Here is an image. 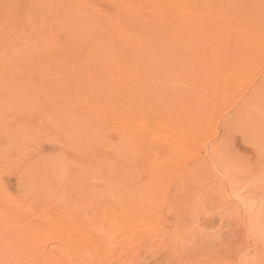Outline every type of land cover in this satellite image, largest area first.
<instances>
[{
  "label": "bare ground",
  "instance_id": "bare-ground-1",
  "mask_svg": "<svg viewBox=\"0 0 264 264\" xmlns=\"http://www.w3.org/2000/svg\"><path fill=\"white\" fill-rule=\"evenodd\" d=\"M262 40L264 0H0V110L12 134L0 175L21 188L0 190V204L10 207L0 251L17 263L45 264L48 242L81 246L83 230L69 231L57 213L72 195L63 189L86 183L84 160L75 155L115 154L130 138L139 145L145 119L151 132L166 126L172 139L184 131L181 141L192 143L199 128L190 124L205 120L229 58L239 55L232 46ZM165 88L171 93L162 100ZM47 145L54 146L49 153ZM30 195L35 200L26 205ZM45 202L47 209L36 206ZM124 217L137 219L130 211Z\"/></svg>",
  "mask_w": 264,
  "mask_h": 264
},
{
  "label": "rangeland",
  "instance_id": "rangeland-1",
  "mask_svg": "<svg viewBox=\"0 0 264 264\" xmlns=\"http://www.w3.org/2000/svg\"><path fill=\"white\" fill-rule=\"evenodd\" d=\"M235 49L239 55L229 58L221 95L199 126L190 124L199 128L192 143L181 141L184 131L172 139L166 126L151 132L145 119L136 136L139 145L130 138L115 154L99 148L75 155L84 160L86 170L79 175L86 183L75 191L63 187L72 195L57 213L69 231L83 230L81 246L48 242L45 264H264V40L237 41L231 52ZM176 62L185 66L190 60ZM168 64L166 59L163 65ZM169 90L161 92L162 100ZM160 104L165 113L171 111L168 103ZM9 124L0 110V161L12 137ZM86 134L97 142L92 129ZM53 149L45 147L47 153ZM2 189L10 194L21 188L1 174ZM28 199L26 205L35 200L33 195ZM36 206L47 209L49 203ZM9 208L0 204V230ZM129 211L135 221L124 220ZM8 221L13 224L11 217ZM3 251L0 264H28Z\"/></svg>",
  "mask_w": 264,
  "mask_h": 264
}]
</instances>
